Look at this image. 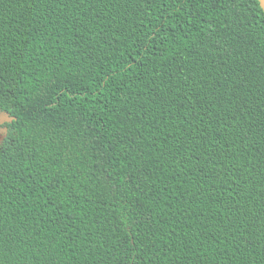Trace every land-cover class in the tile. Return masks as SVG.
Returning a JSON list of instances; mask_svg holds the SVG:
<instances>
[{
	"label": "trees",
	"instance_id": "trees-1",
	"mask_svg": "<svg viewBox=\"0 0 264 264\" xmlns=\"http://www.w3.org/2000/svg\"><path fill=\"white\" fill-rule=\"evenodd\" d=\"M0 264H264L258 0H0Z\"/></svg>",
	"mask_w": 264,
	"mask_h": 264
},
{
	"label": "water",
	"instance_id": "water-1",
	"mask_svg": "<svg viewBox=\"0 0 264 264\" xmlns=\"http://www.w3.org/2000/svg\"><path fill=\"white\" fill-rule=\"evenodd\" d=\"M261 9L264 12V0H258ZM15 116H11L7 111H0V144L7 135V126L5 123H11L15 120Z\"/></svg>",
	"mask_w": 264,
	"mask_h": 264
}]
</instances>
